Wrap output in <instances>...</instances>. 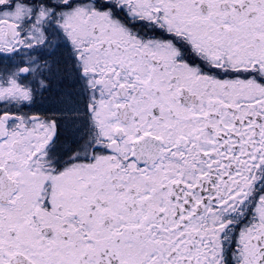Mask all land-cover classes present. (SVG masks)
I'll return each instance as SVG.
<instances>
[{
  "label": "snow or ice",
  "instance_id": "snow-or-ice-1",
  "mask_svg": "<svg viewBox=\"0 0 264 264\" xmlns=\"http://www.w3.org/2000/svg\"><path fill=\"white\" fill-rule=\"evenodd\" d=\"M0 264H264V0H0Z\"/></svg>",
  "mask_w": 264,
  "mask_h": 264
}]
</instances>
